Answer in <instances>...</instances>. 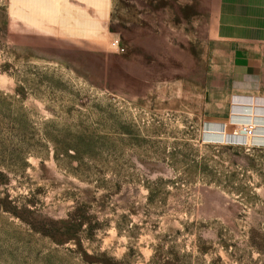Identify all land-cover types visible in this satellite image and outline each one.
<instances>
[{
    "label": "rangeland",
    "instance_id": "obj_1",
    "mask_svg": "<svg viewBox=\"0 0 264 264\" xmlns=\"http://www.w3.org/2000/svg\"><path fill=\"white\" fill-rule=\"evenodd\" d=\"M215 24L211 0H0V264H264V81L231 86Z\"/></svg>",
    "mask_w": 264,
    "mask_h": 264
},
{
    "label": "crops",
    "instance_id": "obj_2",
    "mask_svg": "<svg viewBox=\"0 0 264 264\" xmlns=\"http://www.w3.org/2000/svg\"><path fill=\"white\" fill-rule=\"evenodd\" d=\"M216 39L227 55L231 86L249 90L264 81V0H211ZM245 70L239 75L237 69ZM264 98V97H261Z\"/></svg>",
    "mask_w": 264,
    "mask_h": 264
},
{
    "label": "bare ground",
    "instance_id": "obj_3",
    "mask_svg": "<svg viewBox=\"0 0 264 264\" xmlns=\"http://www.w3.org/2000/svg\"><path fill=\"white\" fill-rule=\"evenodd\" d=\"M250 100H251L252 103H254L252 99H249V100H247V101H250ZM256 102H258V103H264V98H255V103H256ZM254 106H255V105L252 104V109H253V110H254ZM252 109H251V112L253 111ZM254 112H255V110H254ZM250 116H251V118H254L255 120H257V124H258L257 131L263 133V132H264V126H263L264 119H261V117H257L256 115H255V116H254V115H250ZM235 120H237V121H239V122H242V121H243V119H235ZM248 122L253 123V124L255 125V129H256V124L254 123L253 120H252V121L250 120V121H248ZM244 123H245V122H244ZM255 132H256V130H255ZM222 136H223V138H225V139H226L227 136H231L232 138H233V137H236V138L239 139V140H245V141H248L249 138H250V137H244L242 132H240V133H237V132H236V134H235V133H233V134H229V133H227V132H226V133L223 132V133H222ZM257 137H262V138H264V136H259V135L256 136V135H255V138H253V140H254V139L256 140Z\"/></svg>",
    "mask_w": 264,
    "mask_h": 264
},
{
    "label": "built area",
    "instance_id": "obj_4",
    "mask_svg": "<svg viewBox=\"0 0 264 264\" xmlns=\"http://www.w3.org/2000/svg\"><path fill=\"white\" fill-rule=\"evenodd\" d=\"M111 47L115 48L116 50L123 51V46L120 45L118 39H114L111 41ZM240 132L243 133L244 136H252L255 132V125L253 123L245 122L242 123L241 127L239 128Z\"/></svg>",
    "mask_w": 264,
    "mask_h": 264
}]
</instances>
